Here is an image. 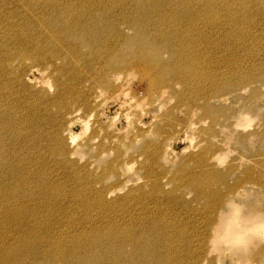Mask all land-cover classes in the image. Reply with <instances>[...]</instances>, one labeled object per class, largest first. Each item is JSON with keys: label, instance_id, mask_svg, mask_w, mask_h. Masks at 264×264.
I'll list each match as a JSON object with an SVG mask.
<instances>
[{"label": "rangeland", "instance_id": "rangeland-1", "mask_svg": "<svg viewBox=\"0 0 264 264\" xmlns=\"http://www.w3.org/2000/svg\"><path fill=\"white\" fill-rule=\"evenodd\" d=\"M11 1L17 3L20 0ZM115 1L117 3L113 2V6L109 5L102 9V15L101 12L92 14V16H96L95 18L102 17L101 23L89 19L94 18L91 16L82 20L83 24L91 22L95 25L93 26L94 30L91 31V38L98 39L97 42L90 44L85 39V35L82 34V36L80 32L76 35L69 34L62 40L69 46L76 45L77 50L79 49L78 52H75L72 60L60 61L58 59L61 55L70 52L69 46L67 47L63 42L61 47L60 44L58 45L57 51L54 39L48 38V40H43L46 42L44 43L39 33H36L34 41L32 38L29 43L31 47L42 46L44 48L42 51L37 52L32 48L29 50L30 47L27 48V45H20V48L23 49H18L15 56L8 59H26L27 61L23 65L27 71L26 81L36 86L38 90L49 92L52 97L60 92L59 88L64 89L66 83L72 81L70 79L71 73L73 76L75 70L84 69L83 72L87 75V78L82 76L83 82L80 86H83L82 88L79 87L82 93L79 92L80 89L76 91L75 87V89L72 87L68 91L72 96L75 93V97L77 92L85 96L91 95L88 100L92 99V102L85 105V103L78 102L73 96V102L76 103L72 102L73 105L67 106L69 111H66L68 108L63 105H56L52 111V116L55 118L65 112L64 119L67 123L63 125L60 132H57L60 135V140L67 146L68 154L64 155L61 152L56 154L48 151L50 160L48 175L53 177L57 186L54 188L53 194L62 192L56 208L64 204L72 212L68 216H89L83 212L85 206H81L84 205L82 204L84 198H93L96 192L104 193V202H119L118 204L115 203L116 212L110 211L108 213L110 216H118L116 213L122 214L124 209H128L131 216H164L170 222L173 220L176 228L180 229L182 236L179 238L173 234L175 230L170 228L174 238L173 244H177L180 255L183 257L180 264H204L205 260L208 264H215L216 256L209 257L207 255L208 240L212 234L213 223L221 215L228 212L229 216H240L239 223L242 225L247 222L249 225L254 222L258 213L264 212V52L249 58V56L241 57V54L244 55L247 52L238 49L234 53H229V58L228 52L226 51V53L223 47L220 48L216 44L217 41H220L218 40L220 38L218 29L207 28L206 36H199L204 46L202 49H205L203 55H208L202 59L205 63L206 78L204 77L202 82L193 79L187 86L183 77L182 80H179V77L178 80L174 78L177 77L179 68V74L182 73L183 76L185 72L191 71L192 67L184 66L183 68L180 66L177 71L175 69L172 72L170 65L177 64L180 60H177V57L171 53L172 49L169 50V48L173 44L170 35L178 31L179 28H181L179 33L184 31L182 18L184 15H190L189 12L191 11L180 6H174L172 11L168 7L169 11L164 9L165 14L163 12L158 13L157 11L162 8L159 5L161 0H120V3H118L119 0ZM133 4H137V7ZM136 8L139 9V12ZM77 9H74L72 13L62 12L61 9L60 14L72 16L81 11V8ZM126 9L130 10L127 11ZM128 12L132 14V16L130 14L132 20L127 22L122 20V16L128 17ZM256 13L258 11H254L252 16L256 17ZM48 14L41 15L40 20L43 22H40L42 24L48 22L49 29L52 31L51 25L53 24L51 22L56 15L51 14V12ZM113 14L117 19L114 18ZM137 18L144 21V26L140 27L141 29L133 24ZM21 21L17 24V29L24 31L27 26H23L25 25L24 20ZM196 22L198 23L193 30H203V24L197 20ZM5 23L6 21L0 23V31H3ZM48 23L43 24L44 27L47 26L48 28ZM55 27L57 28L56 32L60 34V30L58 31L60 26L56 25ZM149 32L152 35H149ZM252 33H254V38L262 40V44H264V21L261 22L260 26L255 27ZM65 35L66 31H64ZM114 35H119L117 40L110 39V43L114 47L109 46V41L103 42L106 38L115 37ZM209 39L208 46L216 44L213 45L214 50L212 49L214 60L210 56L211 53L206 54L208 48L205 44ZM138 50L158 59L151 62L153 69L149 70L148 67L144 73L135 70L123 72V79L118 83L117 89L106 92L105 99H109V103L105 107H101L95 99L99 95L97 91L100 88L99 85L96 86L97 89L94 88L90 79L89 75L95 71L89 69V61L93 64L98 62L99 65H104L105 61L108 60L114 62L117 59L116 61L119 62L121 56L131 57ZM232 54H234V58L239 55L236 58L237 61ZM47 56L54 57V60L58 59L59 65H57L56 70L51 66L48 71L44 70V64L39 59L46 60ZM227 57L229 58L228 64L226 62ZM96 60L97 62H95ZM99 69V76H97L103 84L106 78L101 76L104 66ZM236 70L238 71L236 72ZM49 72L52 73L50 76ZM83 72L82 75H85ZM174 72H176L175 75L172 74ZM207 73L209 79L212 77L214 79L207 80ZM43 77L49 82L43 83ZM249 77H254V79H248ZM71 78L73 79V77ZM57 80L59 84L61 83V87L59 84L57 85ZM49 88H52L53 91H49ZM128 88L131 89L132 96L138 99L147 97L149 103L154 105L149 109V115L144 120L147 127H141L136 124V120H133L134 130L129 129L127 133L118 131L126 127L122 112L121 121L115 128L109 130L110 117L120 111V101H116L114 98L121 93L122 89L127 90ZM68 91H65L64 95L66 97L68 95L67 98L72 101ZM165 91L167 96L164 103L167 104V107L161 112L155 106V101ZM120 100H123L122 95ZM168 100L172 102L167 103ZM123 111H127V109ZM93 114L91 131L83 140L78 141L79 152L73 157L72 153L76 152L77 149L70 144L68 145L69 142L66 141L70 134L68 131L70 129L69 124L73 118H80L81 116L83 121ZM244 116L255 119L252 128L248 130L236 128L238 122L245 123ZM55 118L53 119L56 120ZM136 118H140L139 112L136 113ZM56 121L58 122V120ZM80 124V122L73 123L71 130L74 134L83 130ZM192 124L197 125V127L192 129L190 127ZM53 128L55 129V126ZM224 129H228V131L225 132ZM65 133L69 134L65 135ZM137 137L141 139L139 145L135 143ZM192 137L196 138L195 143L191 142ZM85 143L87 145H84ZM129 149L131 150L129 151ZM229 151L235 154L229 156L221 166L220 158ZM81 154L86 156L83 162L80 160ZM165 159L168 161L167 164L164 162ZM67 160L74 161L76 164L74 166L68 165L69 169H67L65 167ZM132 163L136 165L134 173L126 174V165ZM137 177L140 178V183H136ZM130 180L132 183H128ZM52 185L55 186V184ZM74 186H77L78 189L74 190ZM121 189L124 190L121 192ZM92 191L94 193L91 196ZM110 193L112 195H109ZM125 198L128 200L141 198V201L130 200L131 203L130 201L129 204L122 202L123 204L120 206L121 201ZM230 203L240 207L239 214L234 213L233 208L231 209L229 206ZM80 207L83 208L80 209ZM84 213L86 215H83ZM38 228L40 231L43 226ZM154 230L159 231L160 228L157 227ZM184 240L188 242V245L185 249L180 250L185 244ZM31 241L35 244L34 240ZM2 249L4 248L2 247ZM22 251L19 249L17 254L22 253ZM77 251V254L83 252L81 249ZM176 252L179 253L178 250ZM32 253H34V249ZM42 255L37 254L35 257L24 255L20 263L35 264L34 259L42 260L40 259ZM247 258L251 264H264V243L257 242L249 250ZM42 261L38 264H45ZM15 264L19 263L15 262Z\"/></svg>", "mask_w": 264, "mask_h": 264}, {"label": "bare ground", "instance_id": "bare-ground-1", "mask_svg": "<svg viewBox=\"0 0 264 264\" xmlns=\"http://www.w3.org/2000/svg\"><path fill=\"white\" fill-rule=\"evenodd\" d=\"M113 2L117 3L115 0H20L17 3L11 0H0V23L6 21L3 31H0V264H15V262L21 264L20 262L24 255L26 257H35L37 254H43L40 259L45 264H180L182 262L183 257L180 255L177 244H173L174 238L170 231V228H172L175 230L173 234L182 238L180 229L176 228L173 220L170 222L164 216H131L128 209H124L122 214L116 213L118 216H110L108 215L110 211L116 212L115 203L117 202H104V193L98 192L95 193L93 198H84L82 203L84 205H81L85 206L83 212H86L89 216H68L72 212L64 204L56 208L62 192L53 194V190L57 186L53 177L48 175V163L50 162L48 151L50 150L56 154L57 152H61L64 155L68 154L66 151L67 146L60 140L58 133L62 130L63 125L67 123H65L66 119H64L65 112L55 118V116H52V111L56 105H63L64 107L73 105L72 97L75 91L72 89V96L68 90H71L72 87H75L76 91L80 89L79 87L82 88L83 85H80L83 82V77L87 75L83 72L84 69L81 70L85 75H82L80 69V71L78 69L75 70L73 76L71 73V77L75 81L70 77L74 82L69 80L70 82H67L66 86L64 85L65 88H59L60 92L52 97L49 92L38 90L36 86L26 81L27 71L23 66L27 61L26 59L8 60L15 56L18 49H23L20 48V45H27V48L30 47L29 50L32 48V50L37 52L42 51L44 49L42 46L31 47L29 43L32 38L34 41L36 33L41 34L42 41L48 40V38L54 39L57 51L58 45L60 44L61 47L64 42L62 40L69 34L76 35L80 32L81 35H85V39L90 44L97 42L98 39L95 38L94 40V38H91V31L94 30L93 26L95 25L91 24V22L83 24L82 20H86L87 17L91 16L94 18L89 19L101 23L102 17L95 18L96 16H92V14L101 12L102 15V9L109 5L113 6ZM118 3H120V0ZM159 5L162 8L157 11L158 13H164V9L168 7L172 11L174 6H180L191 11L189 12L190 15H184L183 18L181 16L184 31L179 33L181 29L179 28L178 31L170 35L172 39L170 40L173 44L169 48V50L172 49L171 53L177 57V60H180L179 63L170 65L172 72L175 69L177 71L180 66H183V68L184 66H191L193 68L187 73L184 69L185 74L183 76L182 73L179 74L180 68L177 74L176 72L172 73L177 75L174 79L179 77V80H182L181 78L183 77L186 85L193 79H196V81L201 80L202 82L204 77L206 78L205 63L202 59L208 55H203L205 49H202L204 46L199 36H206L207 28L218 29L220 32L218 40L220 41H217L216 44L220 48L223 47L225 52H228V57L230 56L229 53H234L238 49L247 52L246 54L243 52L244 55L241 54V57L249 56V58L264 52L262 40L254 38V33H252V30L260 26L261 22L264 21V0H161ZM135 6L137 7V4ZM77 8H81L79 12L81 14L75 13L72 16L60 14L61 9L62 12L72 13ZM254 11H258L256 17L252 16ZM50 12L56 15L51 22L53 24L51 25L52 31L49 29L48 22H46L48 23L47 28V26L44 27L46 23H43V25L41 23L43 21L40 20L41 15L50 14ZM128 13L129 18L122 16V20L127 22L132 20L130 19L132 14ZM114 18L117 19L115 15ZM21 20L25 21L23 26H27L24 31L17 29V24ZM196 20L203 24V30H193L198 23ZM133 24L140 28L144 26V21L137 18V20L133 21ZM56 25L60 26L58 28L60 34L56 32ZM178 25L180 26V24ZM64 31H66L65 36ZM149 35H152V33L149 32ZM118 38L119 35H116L112 38H106L103 42L109 41L110 43V39L117 40ZM209 42L210 39L205 44L206 48H208L206 54L211 53L210 56L213 57V47L216 44H213L214 46L211 45V47L207 45ZM66 45L67 47L69 46L68 44ZM109 46L114 47L111 43ZM76 47V45L69 46L70 52L66 55H61L58 59L60 61L72 60L75 52L79 51ZM235 48L237 49L235 50ZM236 53L238 54V52ZM228 57L227 60L225 58L226 62L230 58ZM199 58L201 60H198ZM236 58H234L235 61H237ZM58 59L54 60V57L47 56L46 60H39L44 64V70L48 71L50 66L56 70L57 65H59ZM105 59L107 60V58ZM116 60L114 62L111 60L105 61L104 65H99L97 60L95 64L91 61L87 62L90 65L88 66L89 69L95 71H92L93 74L89 75L94 88L99 85V88L105 92L115 91L119 85L115 82L117 75L122 74L123 76V72L128 70L144 73L148 67L149 70H152L153 64L151 62L158 59L138 50L131 57L121 56L119 62ZM94 66L97 67L94 68ZM102 66H104V70L102 69L103 73L101 71V76L103 78L106 77L104 83L102 82L103 84L98 79V70ZM240 69L239 71L236 70L239 74ZM50 74L52 73L49 72V76ZM76 74L77 76H75ZM86 78L85 80H87ZM213 79V77L209 79L208 75L207 80ZM248 79L253 80L254 77H249ZM46 80L43 77V83L49 82V80ZM65 91H68L72 101L67 98L68 95L67 97L64 95ZM79 92L82 93L81 89ZM79 92H77L76 97L74 96L75 99L80 103L89 105L92 102V99L88 100L91 95L85 96L79 94ZM66 111H69V108ZM53 118L58 120V122ZM82 119L81 116L80 118H73L71 123H81ZM80 125L83 129V124L81 123ZM54 126L55 129L53 128ZM68 131L70 132V134L68 133L69 136L74 134L71 128ZM68 140L69 138L66 139L67 143L69 142ZM84 145H87V143ZM75 164L74 161L67 160L65 167L69 169L68 165L74 166ZM74 183L77 182L74 181ZM52 184H55V186ZM73 189H78V187L74 186ZM93 193L94 191H92L91 196ZM130 200L139 202L141 198ZM130 200L125 198L121 201L120 206L123 203L127 204ZM86 213L83 215H86ZM239 218L240 216H229L228 212L221 215L213 223L212 232L222 233L225 230L241 231L252 226L253 223L247 225L248 222L242 225L239 223ZM41 225L43 229L40 230V233L38 227ZM157 227L160 228L159 231L154 230ZM31 240H34L35 244ZM184 241L185 246L183 245L180 250L185 249L188 245V242ZM30 247L34 249V253H32L33 249ZM19 249L23 251L17 254ZM79 249L83 252L77 254L76 252ZM42 260L34 259L35 264L40 263Z\"/></svg>", "mask_w": 264, "mask_h": 264}, {"label": "clouds", "instance_id": "clouds-1", "mask_svg": "<svg viewBox=\"0 0 264 264\" xmlns=\"http://www.w3.org/2000/svg\"><path fill=\"white\" fill-rule=\"evenodd\" d=\"M123 78L122 74L117 75L115 77V82L120 83V80ZM134 78V77H133ZM49 91H53L52 88H49ZM99 95L95 98L97 103H100L101 107H105L109 103V99H105L107 93L103 89L98 90ZM121 95L123 96V100H120ZM167 96V92H163L158 100L155 101V106L158 107L159 111H164L167 107V104L164 103V99ZM119 102L120 111H117L115 115L110 117L111 123L109 130L116 127V125L121 121V113L123 112V118L126 123V127L124 129H120L118 131H122L127 133L129 129L134 130L135 125L133 124V120H136V124H139L141 127H147L144 123V120L149 115V109H151L154 105L150 104L147 97L143 99H138L131 95V89L121 91V93L117 94L114 98ZM171 100H168L167 103H171ZM127 109V111H123ZM139 112L140 118H136V113ZM94 118V114L90 115L87 120L81 121L83 124V130L79 133L73 134L69 136L70 146L76 147L77 151L72 153V156L75 157L77 152H79L78 141H81L86 137L90 131L92 126V120ZM245 123H237L236 128H243L244 130H248L252 128L255 123V119L250 116H244ZM73 124H69V128H72ZM192 129H195L197 125L192 124L190 126ZM225 132L228 129H224ZM68 135V133H65ZM151 135V132H149ZM127 139V137H126ZM195 137L191 138V142L195 143ZM135 143L139 145L141 143V139L139 137L136 138ZM131 149H129L130 151ZM235 153L229 151L224 157L220 158L219 163L221 166L226 162L229 156ZM86 158L83 154L80 156L81 162ZM166 164L168 163L167 159L164 161ZM135 163L126 165V174H132L135 170ZM141 180L139 177L136 179V183H140ZM128 183H132V181H128ZM124 189H121L122 192ZM109 195H112L110 193ZM230 207L233 208L235 214H239L240 207L236 206L232 203L229 204ZM264 243V212L258 213L254 218V222L251 227L241 230V231H232L225 230L224 232H216L213 231L209 237L208 245V256H216L215 264H251V261L247 258V254L249 250L257 243ZM204 264H208L207 260L204 261Z\"/></svg>", "mask_w": 264, "mask_h": 264}]
</instances>
